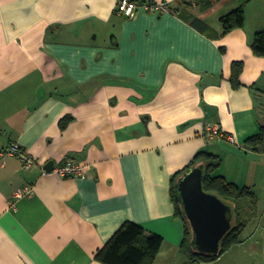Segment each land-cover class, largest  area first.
Returning a JSON list of instances; mask_svg holds the SVG:
<instances>
[{
  "label": "crops",
  "instance_id": "1",
  "mask_svg": "<svg viewBox=\"0 0 264 264\" xmlns=\"http://www.w3.org/2000/svg\"><path fill=\"white\" fill-rule=\"evenodd\" d=\"M153 1L178 12L128 19L118 0H0V148L34 158L25 168L0 156V264H103L96 252L128 221L164 238L154 264H186L171 179L202 149L264 205V148L246 144L264 125V56L251 46L264 0ZM242 4L245 25L223 34L220 17ZM252 237L203 264H264V223Z\"/></svg>",
  "mask_w": 264,
  "mask_h": 264
},
{
  "label": "trees",
  "instance_id": "2",
  "mask_svg": "<svg viewBox=\"0 0 264 264\" xmlns=\"http://www.w3.org/2000/svg\"><path fill=\"white\" fill-rule=\"evenodd\" d=\"M171 7L174 13L178 12L177 7L173 5ZM220 21L223 25V34L234 28L243 27L246 21L244 4L223 14ZM193 23L202 29L197 19ZM251 46L256 55L264 56V29L254 34ZM243 66V61H235L232 65L231 82L234 88L241 85L240 75ZM72 120L73 116L70 114L62 116L59 120L60 129H66ZM246 144L255 150L264 148V125L257 134L246 140ZM221 164L222 158L219 154L202 149L183 169L172 176L171 196L175 204V216L180 218L184 224V237L179 250L185 256L186 264H203L219 259L234 245L244 241L243 232L248 224L259 216L260 203L255 190L250 186L229 181L219 172ZM196 165H203L204 190L217 195L233 210L232 227L221 240L218 254L202 253L193 245L192 227L178 199L176 183L179 177ZM163 242L164 238L161 235L150 233L143 226L128 221L120 226L103 247L98 249L95 259L103 264H154Z\"/></svg>",
  "mask_w": 264,
  "mask_h": 264
},
{
  "label": "water",
  "instance_id": "3",
  "mask_svg": "<svg viewBox=\"0 0 264 264\" xmlns=\"http://www.w3.org/2000/svg\"><path fill=\"white\" fill-rule=\"evenodd\" d=\"M55 167L53 161L45 165L47 171ZM178 199L193 233V245L198 251L218 254L220 242L232 227L233 210L221 198L203 188V165L185 171L176 183Z\"/></svg>",
  "mask_w": 264,
  "mask_h": 264
},
{
  "label": "built area",
  "instance_id": "4",
  "mask_svg": "<svg viewBox=\"0 0 264 264\" xmlns=\"http://www.w3.org/2000/svg\"><path fill=\"white\" fill-rule=\"evenodd\" d=\"M145 9L148 12L155 14H163L167 12H173L171 3L169 1H153V0H118L116 11L121 16L132 19L137 13ZM207 135L211 139L214 136H223L220 133L219 128L215 126L207 127ZM1 133V128H0ZM227 138L231 142H236L234 135L228 134ZM1 157L17 156L25 168H29L34 163V158L25 152L19 144L12 143L6 148H0ZM55 173L62 176H74V177H86V171L84 166L73 161L67 162L64 166L53 169ZM31 188L26 187L23 190L17 191V196L22 197L24 194H30Z\"/></svg>",
  "mask_w": 264,
  "mask_h": 264
},
{
  "label": "rangeland",
  "instance_id": "5",
  "mask_svg": "<svg viewBox=\"0 0 264 264\" xmlns=\"http://www.w3.org/2000/svg\"><path fill=\"white\" fill-rule=\"evenodd\" d=\"M259 216L255 220L251 221L245 231L243 232L242 238L244 239V247H248L250 242L254 239L252 237L256 233V228L264 223V205L259 204ZM184 258V256L182 255Z\"/></svg>",
  "mask_w": 264,
  "mask_h": 264
}]
</instances>
